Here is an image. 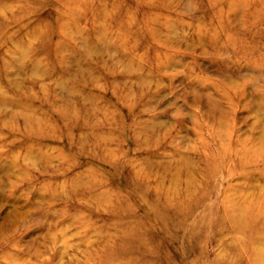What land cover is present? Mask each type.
Listing matches in <instances>:
<instances>
[{
  "label": "rangeland",
  "instance_id": "obj_1",
  "mask_svg": "<svg viewBox=\"0 0 264 264\" xmlns=\"http://www.w3.org/2000/svg\"><path fill=\"white\" fill-rule=\"evenodd\" d=\"M263 151L264 0H0V264H254Z\"/></svg>",
  "mask_w": 264,
  "mask_h": 264
},
{
  "label": "bare ground",
  "instance_id": "obj_2",
  "mask_svg": "<svg viewBox=\"0 0 264 264\" xmlns=\"http://www.w3.org/2000/svg\"><path fill=\"white\" fill-rule=\"evenodd\" d=\"M251 18V17H250ZM242 31V30H241ZM236 97V96H235ZM26 127V126H25ZM257 128V127H256ZM44 131V130H43ZM224 134L226 135L227 133L224 132ZM221 135V134H220ZM32 136V135H31ZM218 137V136H217ZM249 137V136H248ZM258 137V136H257ZM225 138V137H224ZM245 138V137H244ZM260 138V137H259ZM236 139V138H235ZM243 139V138H241ZM227 140V139H226ZM224 141V140H223ZM222 141V142H223ZM240 141V140H239ZM221 142V144H222ZM219 143V142H218ZM224 143V142H223ZM254 143V142H253ZM256 143V142H255ZM192 145V144H191ZM246 145V143H245ZM259 145V144H258ZM242 146V145H241ZM244 146V145H243ZM247 147V145H246ZM258 147V146H257ZM245 149V148H243ZM242 149V150H243ZM255 149V148H254ZM260 149V147H259ZM264 152V151H263ZM240 153V152H239ZM227 155V153H225ZM245 154V153H244ZM249 154V153H248ZM15 157V156H14ZM223 157V156H222ZM227 157V156H226ZM264 158V157H263ZM219 159V158H218ZM225 159V158H224ZM223 159V160H224ZM16 160V158L14 159ZM220 161V160H219ZM227 161V160H226ZM20 162V161H19ZM259 165V164H258ZM215 166V165H214ZM17 167V166H16ZM46 168V167H45ZM47 169V168H46ZM214 172V171H213ZM244 174V173H243ZM242 177V175H241ZM243 178V177H242ZM247 180V179H246ZM246 182V181H245ZM93 187V186H91ZM225 190V189H224ZM253 190V189H251ZM255 190V188H254ZM255 192V191H254ZM228 193V192H227ZM249 193V192H248ZM225 194V193H224ZM242 194V192H241ZM259 194V193H258ZM173 195V194H172ZM248 195V194H247ZM254 195V194H253ZM244 196V195H243ZM99 198V197H98ZM245 198V197H244ZM263 198V197H262ZM101 201V200H99ZM103 203V202H102ZM99 204V203H98ZM104 206V205H103ZM106 206V205H105ZM238 207V206H237ZM243 208L238 210V213L235 214V217L231 218V222L237 227L238 232H245L246 227H248V225L252 226L253 228H249L250 232H249V240L251 242V261L254 264H264V246L262 247L261 244H264V215H262L263 217L261 219H263V225H253L250 224L252 223V219H251V214L249 212V214L246 212V207L242 210ZM107 210V209H106ZM257 211V210H256ZM261 211V210H259ZM263 213V212H262ZM261 213V214H262ZM258 216H260L261 214L256 213ZM258 216L255 215V219L254 221L258 218ZM19 221V220H18ZM230 222V221H229ZM230 222V223H231ZM234 231V230H233ZM248 231V230H247ZM229 232V231H228ZM231 232V231H230ZM229 232V233H230ZM227 233V232H226ZM234 233V232H233ZM231 234V233H230ZM229 234V235H230ZM232 237V236H231ZM230 237V238H231ZM1 238V237H0ZM227 238V237H226ZM234 238V236H233ZM237 238V236H236ZM115 242V241H114ZM235 242V241H234ZM230 243V242H229ZM240 246V245H239ZM225 252V251H224ZM247 257V256H246ZM198 263V262H197Z\"/></svg>",
  "mask_w": 264,
  "mask_h": 264
}]
</instances>
